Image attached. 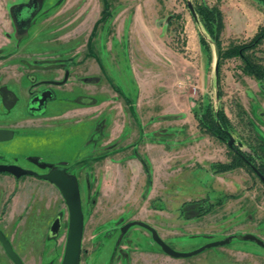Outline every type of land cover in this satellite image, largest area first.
I'll list each match as a JSON object with an SVG mask.
<instances>
[{
  "label": "rangeland",
  "instance_id": "1",
  "mask_svg": "<svg viewBox=\"0 0 264 264\" xmlns=\"http://www.w3.org/2000/svg\"><path fill=\"white\" fill-rule=\"evenodd\" d=\"M62 1L42 0L31 23L40 18L55 19L59 25L52 30L63 23L80 25L56 29L51 37L55 43L48 44L41 39L49 29L34 33L35 28L34 41L27 49L37 55L66 57L87 47L100 81L111 84L113 98L120 97L126 104L121 119L124 133L116 143L124 152L113 157V149L101 152L93 148L101 130L89 128L86 117L73 116L65 128L40 132L38 138L31 139L30 131L24 140L0 141V164L28 168L34 166L30 157L44 162L48 159L67 166L69 175L77 178L83 213L79 264H264V247L244 238L252 234L264 241V185L243 165L215 173L211 163H231L235 154L224 140L226 134L218 138L200 130L193 115L207 104L220 108L235 146L240 145L238 150L258 163L262 158L254 149L260 143L259 136L264 140V80L243 74L241 61L228 58L220 67L219 88L216 86L215 46L186 0H106V4L104 0H66L55 17L49 15ZM189 1L193 7L202 3L220 10L223 47L246 42L264 27V0ZM79 4L87 10H77ZM70 36L76 41L64 42ZM10 50L11 45L2 52ZM257 54L264 56V41ZM138 82L144 87L142 93ZM89 86L85 82L67 91L77 95ZM98 97L110 98L106 94ZM103 109L105 117L113 113L109 108L106 111V106ZM15 111L14 117L29 118L23 101ZM107 154L112 165L104 163ZM31 168L46 173L45 169ZM101 174L106 178L99 180ZM19 178L20 182H30V188L18 182L0 186L4 206L17 192L26 194L33 189L41 195L51 190L45 180L29 175ZM228 194L234 196L226 197ZM202 198L206 199L200 202ZM200 206L205 209L202 214ZM56 216L61 220L58 234L50 236L48 231L45 242L40 241L45 252L49 251L44 252L43 264H61L65 252L66 206ZM136 221L149 224L177 251H192L224 238L230 241L188 257H171ZM125 224L129 227L122 231ZM14 234L17 251L40 239L36 232ZM0 264L10 263L2 259Z\"/></svg>",
  "mask_w": 264,
  "mask_h": 264
},
{
  "label": "crops",
  "instance_id": "2",
  "mask_svg": "<svg viewBox=\"0 0 264 264\" xmlns=\"http://www.w3.org/2000/svg\"><path fill=\"white\" fill-rule=\"evenodd\" d=\"M29 1L30 0H0V51H2V49H6L10 45L12 47L16 46L13 47V50L15 52L11 54L8 59L0 61V73L5 72L7 74L5 77L1 78L0 86H7L11 90H13L17 96V103L10 109H5L1 102L0 96V128H10L15 130V135L11 140L19 141L26 139L27 132H32L31 139L35 137L38 138V133L40 132L55 130L57 126L65 128L69 125V122L72 121L73 116H78L81 118L86 117V119L90 123L89 128L93 127V131H95L94 128L100 129L102 132L100 140L93 144L92 147H95V149L100 148L101 152L111 151L113 149V152L110 153L111 156H121L124 150L123 152L119 151V146L116 143L120 139L121 134L124 133L125 123L122 124L121 119L122 112L126 104L123 100L120 99V97L113 98L115 96V92L111 84H109L107 81H100L99 69L96 67L94 61L91 60V58L88 56V50L86 46L82 52L75 51L72 53V60L75 63L78 62L79 64L70 67L71 80L69 82L61 86L53 87L55 90L56 97L55 99L46 103L45 112L43 114L34 117L28 116L29 118L27 119L14 117V113L16 112L15 110L17 109L18 104L22 101L25 103L28 99L29 83L26 80V74L34 73L37 76L40 75V77H50V75H54L55 77L60 76L62 73L61 70L40 71L31 70L29 68V64H31L34 60H56V58H59L55 57L56 55L53 54L37 55L31 50L27 49V45L34 41V37L36 35H32V30L37 28L34 30V33H36L38 31L41 32L44 28L47 27L46 30H49H47L46 33L49 34L54 32L56 29L66 27L75 28L80 25V22L63 23L62 25L58 26V28L55 27L52 30L50 29L52 26L59 25L54 23L57 20L53 19V22H51L50 20H48L49 18L42 20L40 18L38 20L35 19L34 23H30L25 35L21 36L23 34H18V31L14 29L15 23L13 22L12 17L10 16L9 8ZM65 2L66 0L62 1L56 8H54L50 12L52 14L49 13V15L55 17L57 11L60 10L63 5H65ZM78 7L79 8H77V10H81L82 7L83 11L87 10L86 5L79 4ZM86 17L87 14H85L84 16L85 20L87 19ZM144 23L145 30L147 26L146 21H144ZM46 33H44L43 38L41 39L42 42L45 44L55 43L54 38H51L55 34L52 33L50 35H47ZM75 37L76 36H73V38ZM18 38H21L20 41ZM16 40L19 42L17 43ZM74 41L76 40H72V36H70L64 42L71 44ZM10 74H13L14 77H11ZM89 77L95 78V80L90 82L83 81L85 78ZM85 82L91 84V86H89V89L86 87L87 90L83 89L80 94L91 99L93 98V101L87 100L85 104L73 103L71 101V98L76 93L69 94L70 92H68L67 90L69 88L71 90L73 86H79V84L81 85ZM138 84L140 92L142 93L144 87H142L139 82ZM105 94L112 98L114 101H112V99L110 98L100 99L98 97L102 95L104 96ZM141 101L143 102V99H141ZM105 106L106 111L109 108V111L111 113L113 112L110 117L103 116V107ZM250 114L251 117H254L252 114V110L250 111ZM26 120H28L29 122H27ZM111 124L112 126L109 127ZM105 132L107 133L106 135ZM125 148H127V146ZM109 156V154L104 155L105 158L103 160L104 163L112 165L111 158ZM46 161L51 162L53 164H60L57 161H51L48 159ZM129 168H132V166H128V169ZM97 177L99 180L106 178L102 174L101 176L98 175ZM34 178L33 181H35ZM37 179L45 180L46 182H48V187L51 190H45L41 195L37 192H34L33 189H29L28 192L26 191V194H20L17 192L13 196H11L7 203H5V206L3 201H0V231L8 239L13 250L17 253L19 258L22 260L23 264L44 263L42 258L45 252V248L41 246L40 241L45 242L53 218L57 215V213L62 212L63 208L66 206L62 194L53 183L43 178ZM19 180L20 178L14 177L10 174H1L0 186H9L14 182H18L21 186L24 185L27 188H30V182L26 180H22L20 182ZM15 231H19L20 233L36 232V234H38L39 236L38 238L40 239L36 244H33L30 247H27L26 249H21L17 251V245L15 243L16 236L14 234ZM55 248L56 246L54 247L53 251L55 250ZM7 258H9V256L6 254L0 242V260L3 259L7 263L9 262L11 264V262L7 260Z\"/></svg>",
  "mask_w": 264,
  "mask_h": 264
},
{
  "label": "trees",
  "instance_id": "3",
  "mask_svg": "<svg viewBox=\"0 0 264 264\" xmlns=\"http://www.w3.org/2000/svg\"><path fill=\"white\" fill-rule=\"evenodd\" d=\"M38 4V9L40 8V3L42 0H36ZM104 3L106 4V0H104ZM195 12L197 14L198 20L203 25L205 31L209 35L211 42L215 46V56L217 59V70H216V86L219 88V82H220V67L225 59L228 58H238L241 61L240 68L243 74L253 77L257 80H264V56H260L257 54V52L260 49L261 44L264 41V27L261 26L258 28V30L255 32V34L246 42L242 43H233L230 42L226 47L222 46L221 40H220V32L223 28V21H222V15L220 10L215 6H208L206 4L197 3L195 4ZM103 15L102 18L105 16V12H102ZM100 21V20H99ZM32 22V19L26 22L23 25H20L21 27L17 28L18 34H23L21 36H24L26 33V30L29 26V24ZM98 23V21L96 22ZM21 39V38H18ZM200 41L204 48L208 47V43L205 40L204 37L200 38ZM220 90L218 91V98H220ZM193 115L197 120V126L200 130L208 133L209 135L219 137L227 133L226 125H227V119L224 113L220 108L213 109L210 104H207L203 110H194ZM259 145H257V148L254 149V151L258 154L257 156L261 157L260 161L256 163L254 161V158L250 157L249 155L244 154L238 148L239 152H241L245 157H247L249 160H252L250 166L244 162L243 158L240 154H235L234 159L231 163H222V162H213L210 164V168L215 172H225L228 171L236 166L243 165L247 167L248 170L254 171L253 167L257 169V171L264 176V140L261 136H259ZM39 177H42L39 175ZM234 195L228 194L226 197H233ZM206 198H202L199 201H204ZM195 202H198L196 200ZM217 204H220L218 201ZM207 211V210H206ZM205 212V209L203 210L202 206L199 208V213L202 214Z\"/></svg>",
  "mask_w": 264,
  "mask_h": 264
},
{
  "label": "water",
  "instance_id": "4",
  "mask_svg": "<svg viewBox=\"0 0 264 264\" xmlns=\"http://www.w3.org/2000/svg\"><path fill=\"white\" fill-rule=\"evenodd\" d=\"M187 7L189 8L191 14L194 17H197L195 9L192 3L189 0H186ZM217 59L215 58L214 61V71L216 75V67ZM217 97V92H216ZM45 95L42 96L40 99L39 104L44 102ZM228 133L227 145L232 146L234 142V138ZM13 132L9 129L0 128V141L8 140L12 137ZM31 161L36 163L40 168H49V171L42 175V178L49 180L50 182L54 183L62 193L67 208H68V233L66 239V247L65 252L61 261V264H79L80 258V251H81V238H82V231H83V213L81 210L80 204V196H79V189L78 184L76 181L75 176L67 175L61 167H53L52 164L47 162H40L37 158L32 157ZM255 173L259 176L260 180L264 184V176H262L255 167H253ZM0 172H8L14 175L15 177H20L25 174H32L33 171L29 169H25L19 167L14 164H0ZM135 224L143 226L151 231L153 240L161 247V249L168 255L172 257H188L194 254H197L207 248L216 247V246H223L230 241V238H224L221 240H215L208 242L201 246L198 249L192 251H177L171 248L167 243H165L157 234L154 228L142 221H136ZM129 227V224H126L122 227V231H125ZM61 228V220L60 216H56L51 225L49 227V235L55 236L58 234ZM245 239L251 240L256 244L264 247V241L259 239L258 237L252 234H246ZM0 242L9 256V258L14 262V264H23L17 253L13 250L11 244L9 243L8 239L5 235L0 231Z\"/></svg>",
  "mask_w": 264,
  "mask_h": 264
},
{
  "label": "flooded vegetation",
  "instance_id": "5",
  "mask_svg": "<svg viewBox=\"0 0 264 264\" xmlns=\"http://www.w3.org/2000/svg\"><path fill=\"white\" fill-rule=\"evenodd\" d=\"M37 10H38V4H37V1L36 0H30L29 2H26V3H23V4H18V5H15V6L9 8L10 16L12 17V20L15 23L14 24L15 25L14 29L17 30L18 27L19 28L21 27L20 25H23L26 22H28L29 20L33 19L34 16H35V13L37 12ZM13 47H16V46H13ZM14 52H15L14 50L4 51V52L0 51V61L1 60L8 59V57L11 54H13ZM71 56L72 55L69 54L66 57L56 58V59H59L57 61H55V60H49V59L48 60H34L31 64H29V66H30L29 68L31 70H40V71H46V70H61L62 71V73H61L60 76H55V77H54V75H50V77H40V75L37 76L34 73H28V74H26L25 77H26V80L29 83V86H28V99L25 102V107H26V112L29 114V116L34 117V116H39V115L43 114L45 112L46 103L48 101H51V100L55 99V97H56L55 90H54L53 87L61 86V85L66 84L67 82H69L71 80V78H70V74H71L70 73L71 72L70 71L71 70L70 67L71 66H76V65L79 64L78 62L75 63L72 60ZM6 75L7 74L5 72L0 73V80H1V78L5 77ZM10 76L11 77H14L13 74H10ZM93 80H95V78H90L89 77V78H85L83 81H86L87 82V81H93ZM259 81H261V80H259ZM43 95H45L44 102L42 104H39L40 99L42 98ZM0 96H1V102H2L3 106L5 107V109H10L11 107H13L17 103V96H16L15 92L13 90H11L10 88H8L7 86H5V85H1L0 86ZM87 100L93 101V98L91 99V98L85 97V96H83L81 94L74 95L71 98V101L73 103H79V104H85ZM4 129L12 130L13 135L10 138V139H12L14 137V135H15V132H14L15 130L10 129V128H4ZM226 135L228 136V133H226ZM100 138L101 137L99 136V134H97L94 140L97 142V141L100 140ZM220 138H221V136H220ZM227 139L228 138H225L224 139L225 142H226V144H227ZM238 146H240V145H238ZM229 147L232 148L234 154H240L241 157L243 158L244 162L247 164V166L248 165L250 166L252 160H249L247 157H245V155H243L241 152H239L238 150H236L237 147L235 146V141L233 142L232 146H229ZM31 158L32 157L29 158V161H30V163H32L34 165V166H31V167H38V168H40L36 163H33L31 161ZM39 161L40 162H44V161H41V160H39ZM47 163H49V162H47ZM50 164H52L53 167H61L64 170V172L67 175H69L68 170H66L67 166L65 167L62 164H53V163H50ZM31 167H28V168H25V169H29V170L33 171V173L32 174H25V175L34 176L36 178H42V177H39V175L42 176L44 173L36 172ZM44 169L46 170V173L49 171V168H44ZM253 172L255 173V171H253ZM5 173L12 175L11 173H8V172H5ZM12 176H14V175H12ZM257 177L259 178L258 175H257ZM17 178H19V177H17ZM259 180H260V178H259ZM76 181H77V178H76ZM261 183L263 184L262 181H261ZM77 184H78V181H77ZM91 201L93 202V200H91ZM65 204H66V202H65ZM66 207H67V205H66ZM67 211H68V208H67ZM68 222H69V216H68ZM82 234H83V231H82ZM151 237H152V234H151ZM81 240H82V238H81ZM80 255H81V251H80ZM79 262H80V258H79Z\"/></svg>",
  "mask_w": 264,
  "mask_h": 264
}]
</instances>
